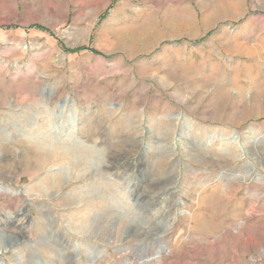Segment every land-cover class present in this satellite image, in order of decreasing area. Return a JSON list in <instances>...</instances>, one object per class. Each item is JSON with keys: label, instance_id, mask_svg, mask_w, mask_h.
I'll list each match as a JSON object with an SVG mask.
<instances>
[{"label": "rangeland", "instance_id": "374dc122", "mask_svg": "<svg viewBox=\"0 0 264 264\" xmlns=\"http://www.w3.org/2000/svg\"><path fill=\"white\" fill-rule=\"evenodd\" d=\"M0 264H264V0H0Z\"/></svg>", "mask_w": 264, "mask_h": 264}, {"label": "bare ground", "instance_id": "6f19581e", "mask_svg": "<svg viewBox=\"0 0 264 264\" xmlns=\"http://www.w3.org/2000/svg\"><path fill=\"white\" fill-rule=\"evenodd\" d=\"M218 9H220V8H218ZM216 13V12H215ZM222 14V13H221ZM220 14V15H221ZM218 16V15H217ZM173 18V17H172ZM171 19V18H170ZM174 21V20H173ZM169 23V22H168ZM173 23V22H172ZM172 23H169V24H172ZM178 23H180V22H175V24H173V26H175L176 25V27H177V25H178ZM61 148V147H60ZM47 155L49 156V154H43V153H40L39 154V156H38V154H37V159L38 160H40V162H41V164H40V166L43 168V167H46V159H47ZM72 157V155L70 154V153H67V152H65L64 150H61V149H59V148H57L56 150H55V154H54V159H56V160H59V159H64V160H69L70 158ZM73 159V158H72ZM36 164V163H35ZM76 166V165H75ZM74 166V167H75ZM34 167V166H33ZM79 167V166H78ZM76 168H77V166H76Z\"/></svg>", "mask_w": 264, "mask_h": 264}, {"label": "trees", "instance_id": "16d2710c", "mask_svg": "<svg viewBox=\"0 0 264 264\" xmlns=\"http://www.w3.org/2000/svg\"><path fill=\"white\" fill-rule=\"evenodd\" d=\"M82 51H90V52H93L92 49H88V48L80 49L79 52H82Z\"/></svg>", "mask_w": 264, "mask_h": 264}]
</instances>
